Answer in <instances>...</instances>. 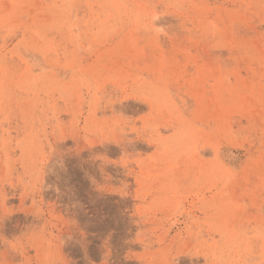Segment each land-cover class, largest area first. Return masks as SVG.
<instances>
[{"label": "rangeland", "instance_id": "374dc122", "mask_svg": "<svg viewBox=\"0 0 264 264\" xmlns=\"http://www.w3.org/2000/svg\"><path fill=\"white\" fill-rule=\"evenodd\" d=\"M68 263L264 264V0H0V264Z\"/></svg>", "mask_w": 264, "mask_h": 264}, {"label": "bare ground", "instance_id": "6f19581e", "mask_svg": "<svg viewBox=\"0 0 264 264\" xmlns=\"http://www.w3.org/2000/svg\"><path fill=\"white\" fill-rule=\"evenodd\" d=\"M58 226V225H57ZM85 234V233H84ZM60 258H62V257H60ZM70 262V261H69ZM69 264V263H68Z\"/></svg>", "mask_w": 264, "mask_h": 264}]
</instances>
